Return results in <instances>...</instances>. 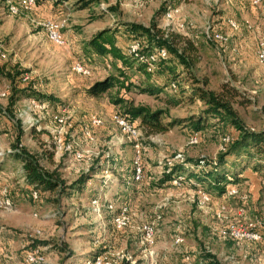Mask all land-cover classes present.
I'll use <instances>...</instances> for the list:
<instances>
[{"label":"rangeland","instance_id":"rangeland-1","mask_svg":"<svg viewBox=\"0 0 264 264\" xmlns=\"http://www.w3.org/2000/svg\"><path fill=\"white\" fill-rule=\"evenodd\" d=\"M73 1L56 5L51 0H34L25 8L23 0H0V199L6 189L12 201L8 208L0 206V264H24V252L36 246L45 258L43 264H81L78 259L82 257L86 264L97 254L109 256L115 264H129L118 261L115 253L129 255L133 264H208L207 253L213 256V264H264V168L253 171L256 181L246 177L235 196L200 187L194 179L179 184H173V179L160 181L172 165L191 170L198 159H215L227 144L222 138L234 137L236 130L220 124L209 126L198 131L196 143L189 144L194 132L185 122L145 135L135 120V140L112 121L121 108L110 102L108 94L92 97L84 92L93 81L116 73L120 62L83 49L95 31L113 27L119 31L117 44L127 52L133 41L124 24L148 26L154 18L163 28L191 36L196 63L188 71L176 68L175 91L168 85L172 80L155 74L154 84L167 83L158 94L140 93L135 87L118 93L112 89L110 94L130 100L133 106L166 109L168 117L163 121L167 122L201 112L203 105L193 89L202 79L207 80L204 88L214 91L228 82L238 91L235 100L244 101L232 103L238 118L249 129L259 130L264 125V68L256 61V50L258 42L264 41V0L255 7L248 0H178L173 8L178 10L171 18L155 16L164 0H97L85 9H78ZM9 5L17 12H9ZM227 19L237 22L238 29L226 25ZM44 21L61 24L63 44L48 38L41 25ZM209 30L222 32L226 40H209L205 37ZM77 62L88 68L87 74L73 69ZM124 71L138 86L140 74ZM11 75H15L13 82ZM21 84H32L45 97L42 112L26 110L32 98H21L8 107L10 90ZM54 113L65 118L62 134L53 132ZM91 116L100 118L102 124L90 126ZM84 127L92 139L84 136ZM135 142L140 146L143 175L138 181L132 178ZM16 146L54 173L62 182L59 187L51 192L40 190L33 200L22 161L11 155ZM75 151L84 157L76 159ZM81 175L89 178L78 190L72 184ZM201 193L209 195L203 204L199 202ZM94 197L99 198L97 207L91 204ZM221 205L226 212L218 216ZM122 206L128 209L129 226L116 230L112 216ZM256 222L262 234L258 241L218 234L229 223L245 228ZM143 223H152L155 229L151 257L143 256L136 229ZM175 238L181 241L175 242Z\"/></svg>","mask_w":264,"mask_h":264},{"label":"trees","instance_id":"trees-1","mask_svg":"<svg viewBox=\"0 0 264 264\" xmlns=\"http://www.w3.org/2000/svg\"><path fill=\"white\" fill-rule=\"evenodd\" d=\"M56 5L68 3V0H51ZM178 0H164L155 16L163 17L166 12L173 9ZM97 0H74L73 4L78 9L89 8L94 5ZM168 2V3H167ZM125 33L132 41L139 43L138 56L128 54L117 44L118 28L103 27L95 31L89 39L85 40L83 49H86L100 57H110L118 60L121 67L116 73L107 74L101 79L93 81L86 86L84 92L88 96L98 97L102 94H108L112 104L121 108L118 113L132 123L138 120L140 127L145 135L152 133H160L170 129L175 124L185 122L186 126L193 132H198L206 129L209 126L217 124L223 127L231 126L236 130V135L231 137L230 141L224 146V150L220 151L216 158L205 162L204 159H198L192 163L190 169L182 164H176L168 167V172L164 174L161 182L170 181L177 175H184L182 182L194 179L200 186H206L211 191L217 194L224 193L229 185H240L246 180L244 171H259L264 168V125L259 130H252L246 127L238 118L237 112L232 107V103H243V100H235L238 97V91L235 87L230 86L228 82L220 85L217 91L204 88L207 84L206 79L202 82L195 80L197 86L193 89L194 96L202 103L203 108L198 115H191L186 118H170L167 122L163 121L164 117H168L167 110L155 109L150 110L143 105L133 106L130 100L117 95L110 94V90L114 89L116 93L120 90L124 92L130 91L132 88H137L140 93L158 94L166 84H154L152 80L156 78L155 74L165 75L171 82L178 84V75L176 68L181 67V71H188L197 61L196 47L190 35L183 34L172 28H163L158 25L156 20L152 18L148 26H143L138 23L128 22L124 24ZM191 32V31H190ZM210 32V30H209ZM209 32H205V37L209 40ZM213 41V40H212ZM164 48L167 52L166 58H157L154 60V69L148 71L146 63L139 60V56H147L156 50ZM134 70L140 74L141 78L138 86L129 80L126 72ZM15 75L9 78L13 82ZM169 83V84H170ZM168 84V85H169ZM15 90H10L8 95V107L10 108L16 101L21 98H32L39 102H43L45 97L32 84L18 85ZM49 98V96H47ZM177 102V101H175ZM174 102V103H175ZM264 111V106L262 107ZM13 113V112H12ZM213 120L214 122H210ZM17 148V146L15 147ZM12 157L19 158L22 161V169L24 178L26 179V188L30 191L35 190L39 194L40 190L54 191L62 183L52 172L44 170L36 163V160L18 148L11 153ZM242 156V157H240ZM244 158V159H242ZM199 169V170H198ZM89 176L81 175L73 184L72 187L80 189L81 184L86 182ZM32 187V188H30ZM97 254V253H96ZM210 259L208 264H213V256L206 254ZM201 260L207 263V257L202 255Z\"/></svg>","mask_w":264,"mask_h":264},{"label":"built area","instance_id":"built-area-1","mask_svg":"<svg viewBox=\"0 0 264 264\" xmlns=\"http://www.w3.org/2000/svg\"><path fill=\"white\" fill-rule=\"evenodd\" d=\"M249 4L253 7L258 6L261 4L262 0H248ZM34 0H23L24 7H30L33 4ZM8 10L11 13H16L17 9L14 5H9ZM178 9H171L168 12L165 13L163 17L166 18H171L173 13H175ZM41 25L43 29L45 30L48 38L56 43V44H63L64 40L59 32L61 24L57 22H52V21H44L41 22ZM226 25H228L231 29L236 30L238 29L239 25L237 22H235L232 19H227ZM209 38L212 39L216 43H222L226 40L225 35L220 32V31H214L210 30L209 32ZM139 43L136 41H133L130 45H128L127 48V53L128 54H133L135 56H138V50H139ZM0 55H2V52L0 50ZM167 57V52L164 48H160L156 50L155 52L147 55V56H139V60L143 61L146 63V69L148 71H152L154 69V60L157 58H166ZM256 61L259 66L264 68V41L261 40L257 44V50H256ZM73 69L77 72L87 74L88 73V68H85L81 66L78 62L73 65ZM28 77L23 76V80H27ZM169 86L174 89V91L177 88L176 82H171ZM46 107L44 102H39L35 99H30L27 106L26 110L28 111H33L37 110L39 112H42L44 108ZM51 120L54 124V130L53 132L57 134H62L64 133V125H65V118L57 113H54L51 115ZM31 121V120H30ZM112 121L126 134L129 136L133 137L135 140H137V130L133 123H130L125 119L123 116L119 115L118 113L113 114L112 116ZM90 126H100L102 124V120L96 116H91L90 117ZM83 134L85 137L88 139H92L90 130L87 129V127L83 128ZM231 138L229 136H225L222 138L224 142H229ZM59 140L57 139V144H59ZM198 140V132H194L191 135H189L188 138V143L189 144H194ZM69 146H64V149H68ZM224 150V149H223ZM2 151L0 150V155H2ZM76 159H81L84 156L78 152L75 151L74 154ZM132 163H133V173H132V178L134 180H141L142 179V171H141V166H140V146L137 142L134 143V154L132 158ZM184 177L179 174L176 177L173 178L172 183L173 184H179ZM6 189H3L2 191V199H0V206L4 208H8L11 206L12 201L8 197L6 193ZM199 192V191H198ZM238 193V188L237 186L233 185L227 188L226 194L229 196H235ZM30 196L33 200H36L39 197V194L37 191L32 190L30 191ZM201 200L199 201L200 204H203L204 202L209 200V195L206 193H201L200 196ZM99 198L94 197L91 200V204L94 206H98ZM109 207L112 205L109 204ZM242 212V209H240ZM222 212H226V207L224 205H221L217 215L218 216H223L221 214ZM258 222L256 223H249L247 227L241 228L238 227L232 223H229L223 227H220L218 229V234L222 238H231V239H248L252 241H258L261 239V232L259 231V225H257ZM112 225L114 229L116 230H121L129 226V216H128V209L126 206H122L119 208L117 213H115L112 216ZM137 231L140 233V244L143 246L142 251H143V256L144 257H151L153 255V249H152V244L154 242V234H155V229L152 223H143L140 224L136 227ZM175 242L181 241V238H175ZM115 258L118 259V261H129V264H133L134 260L128 255L125 254H119L115 253ZM24 264H43L45 261V258L42 254L41 248L36 246L28 249L27 251L24 252V257H23ZM115 260L113 261L109 256L105 254H97L93 256L92 258L88 259L86 261V264H115Z\"/></svg>","mask_w":264,"mask_h":264},{"label":"crops","instance_id":"crops-1","mask_svg":"<svg viewBox=\"0 0 264 264\" xmlns=\"http://www.w3.org/2000/svg\"><path fill=\"white\" fill-rule=\"evenodd\" d=\"M42 6H44V5H42ZM244 175L249 179V180H251V181H256L257 180V178H256V176H255V172H253V171H251V170H245L244 171ZM83 251H86V250H83ZM83 253V252H82ZM88 257H89V255H88ZM83 258L84 257H82L81 259H78V262L79 263H81V264H83Z\"/></svg>","mask_w":264,"mask_h":264}]
</instances>
